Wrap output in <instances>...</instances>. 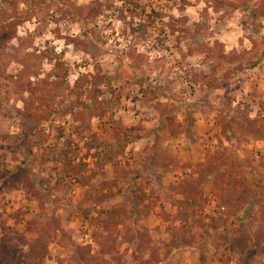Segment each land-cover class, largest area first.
Here are the masks:
<instances>
[{"label": "rangeland", "instance_id": "374dc122", "mask_svg": "<svg viewBox=\"0 0 264 264\" xmlns=\"http://www.w3.org/2000/svg\"><path fill=\"white\" fill-rule=\"evenodd\" d=\"M0 264H264V0H0Z\"/></svg>", "mask_w": 264, "mask_h": 264}]
</instances>
